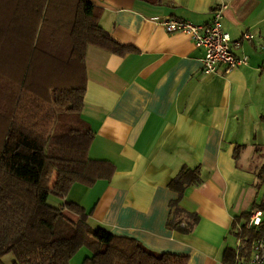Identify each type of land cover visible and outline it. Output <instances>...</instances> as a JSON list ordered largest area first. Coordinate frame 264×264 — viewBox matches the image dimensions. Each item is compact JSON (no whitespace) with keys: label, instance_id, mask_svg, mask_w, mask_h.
<instances>
[{"label":"crops","instance_id":"0c3cea01","mask_svg":"<svg viewBox=\"0 0 264 264\" xmlns=\"http://www.w3.org/2000/svg\"><path fill=\"white\" fill-rule=\"evenodd\" d=\"M86 2L101 10V29L135 51L86 48L80 119L93 132L87 156L113 171L92 187L73 185L66 198L89 213L92 229L186 257L187 264H222L223 251L236 248L234 220L243 223L264 188V0ZM220 5L223 31L239 42L232 52L247 61L203 75V50L161 23L207 25ZM197 167L202 183L186 188L178 207L198 222L189 234L168 230L178 196L167 185L182 168Z\"/></svg>","mask_w":264,"mask_h":264},{"label":"trees","instance_id":"16d2710c","mask_svg":"<svg viewBox=\"0 0 264 264\" xmlns=\"http://www.w3.org/2000/svg\"><path fill=\"white\" fill-rule=\"evenodd\" d=\"M100 16L86 0H0V264L9 253L12 264H70L82 249L81 264H187L186 257L156 254L92 229L89 213L66 201L73 185L92 187L113 171L87 156L93 132L80 119L85 51L124 56L135 50L106 34ZM201 183L198 167L182 168L168 183L178 196L170 204L168 230H193L198 217L182 211L178 200ZM49 195L62 203L48 205ZM253 209L264 212V203ZM240 217L243 223L234 220L232 230L241 245L238 252L226 248L222 264H235L236 256L246 262L250 243L264 238V221L247 229L249 215Z\"/></svg>","mask_w":264,"mask_h":264},{"label":"built area","instance_id":"2783aa9c","mask_svg":"<svg viewBox=\"0 0 264 264\" xmlns=\"http://www.w3.org/2000/svg\"><path fill=\"white\" fill-rule=\"evenodd\" d=\"M225 5H220L212 10V17L207 25L198 26L187 21L166 19L162 27L168 34H184L188 36L195 48L203 50L201 59V73L211 75L219 69L226 74L246 64L245 57H237L232 49L239 46V42L232 43L228 33L222 29L223 12ZM252 36L244 34L242 40H251ZM262 222V212L253 210L248 217L246 228L259 227ZM241 245V238H236V252ZM235 264H264V238L256 239L250 243L249 254L246 262L236 256Z\"/></svg>","mask_w":264,"mask_h":264},{"label":"rangeland","instance_id":"374dc122","mask_svg":"<svg viewBox=\"0 0 264 264\" xmlns=\"http://www.w3.org/2000/svg\"><path fill=\"white\" fill-rule=\"evenodd\" d=\"M77 191H75L74 195L77 196ZM262 194H264V188H262V190H260V195L259 198L257 200V203H260V199L262 198ZM71 198H66L67 202H70ZM47 203L48 205L52 206V207H57L59 204L62 203V201L56 199L55 197L49 195L47 198ZM264 213V212H262ZM233 240H235V237L233 236ZM235 244H234V248H235ZM86 251L85 250H79V252L74 256V258L71 261V264H77L78 261H80L81 257L84 255ZM1 262L2 264H12L14 262V258L13 255L11 253L4 255L1 258Z\"/></svg>","mask_w":264,"mask_h":264}]
</instances>
